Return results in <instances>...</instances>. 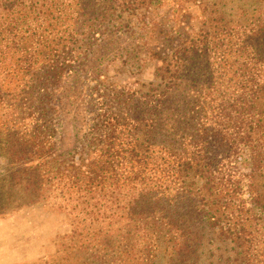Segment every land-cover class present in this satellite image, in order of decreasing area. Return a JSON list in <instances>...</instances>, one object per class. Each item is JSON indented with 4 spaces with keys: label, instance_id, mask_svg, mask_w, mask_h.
<instances>
[{
    "label": "trees",
    "instance_id": "obj_1",
    "mask_svg": "<svg viewBox=\"0 0 264 264\" xmlns=\"http://www.w3.org/2000/svg\"><path fill=\"white\" fill-rule=\"evenodd\" d=\"M174 4L185 27L160 31L165 0H0V214L42 204L72 225L35 264H264V0L233 18ZM134 18L155 79L137 100L104 83L60 150L64 77Z\"/></svg>",
    "mask_w": 264,
    "mask_h": 264
},
{
    "label": "rangeland",
    "instance_id": "obj_2",
    "mask_svg": "<svg viewBox=\"0 0 264 264\" xmlns=\"http://www.w3.org/2000/svg\"><path fill=\"white\" fill-rule=\"evenodd\" d=\"M216 1L221 5L227 4L224 9L230 18L235 15L233 11L246 3V0ZM174 5V0H165L157 15L151 16L152 21L158 22L160 31L177 28L179 23L182 25L180 28L185 27V17L189 15L179 14ZM188 6L195 17L199 15L197 6ZM133 22L128 32L115 31L103 35L86 62L75 73L64 77L58 91L60 150L74 149L86 133L93 117L91 107L95 103L96 89L104 88V83L110 85L113 92L137 100L140 84L155 79V68L160 62L147 53L148 36L140 28L138 18ZM198 22L196 19L195 24L200 25ZM71 229L66 212L42 204L0 214V264L38 263L55 252L61 236Z\"/></svg>",
    "mask_w": 264,
    "mask_h": 264
}]
</instances>
